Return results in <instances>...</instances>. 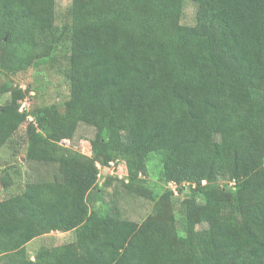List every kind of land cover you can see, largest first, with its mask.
Here are the masks:
<instances>
[{"label": "trees", "instance_id": "1", "mask_svg": "<svg viewBox=\"0 0 264 264\" xmlns=\"http://www.w3.org/2000/svg\"><path fill=\"white\" fill-rule=\"evenodd\" d=\"M191 1V25L186 0H72L61 26L56 0H0V70L67 43L70 89L28 109L30 84L0 83V149L28 121V162L59 171L0 200V264H264V0ZM103 167L153 211L111 207ZM52 231L75 238L30 252Z\"/></svg>", "mask_w": 264, "mask_h": 264}, {"label": "rangeland", "instance_id": "2", "mask_svg": "<svg viewBox=\"0 0 264 264\" xmlns=\"http://www.w3.org/2000/svg\"><path fill=\"white\" fill-rule=\"evenodd\" d=\"M71 5L72 0H56L57 24L62 26L65 23H71ZM196 12L197 4L191 0H186L182 22L190 25L194 24L196 22ZM67 45V43H63L58 52L39 60L29 70L22 73L7 75L0 70V83L11 82L14 86L19 84L25 88L30 84L35 90L31 92L32 97H26L22 103L28 109L55 103L63 111L65 101L70 97L69 85L63 76L64 69L68 64L69 52ZM8 97L9 95L4 96L2 101ZM27 124L28 121L18 131L17 136L15 135L11 142L0 149V200L23 191L29 181L47 179L59 174L55 165V167L52 164H37L34 166L32 162H28L26 144L23 138ZM94 134L95 129L93 126L79 122L74 138L68 141L67 144L73 148L83 150L89 145L87 142L89 137ZM15 149L18 150L17 154ZM109 170L103 167L99 179V184L104 189V200L109 202L114 209H118L123 216L133 220H143L153 211V201L129 194L123 188L121 182L116 179L111 184H106L109 180V174H115L114 169L108 173ZM6 176H10L12 179L10 186L4 184L3 180ZM74 238V231H52L35 238L28 247L30 252L33 253L40 245L61 244L73 241Z\"/></svg>", "mask_w": 264, "mask_h": 264}]
</instances>
